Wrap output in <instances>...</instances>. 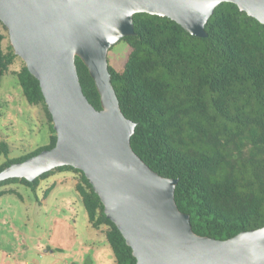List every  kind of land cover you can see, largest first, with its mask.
<instances>
[{"label":"trees","instance_id":"trees-1","mask_svg":"<svg viewBox=\"0 0 264 264\" xmlns=\"http://www.w3.org/2000/svg\"><path fill=\"white\" fill-rule=\"evenodd\" d=\"M132 52L122 70L110 66L112 83L125 116L137 124L131 144L163 177L178 180L176 201L191 215L194 231L217 240L264 227V25L232 3H223L207 25V38L189 34L169 18L134 16ZM0 21V86L19 58L7 48ZM22 60V59H21ZM23 61V60H22ZM85 96L98 110L101 96L88 68L76 59ZM29 105L44 111L50 144L20 159L6 158L0 171L55 147L56 131L40 82L24 63L15 72ZM79 175L76 191L91 226L106 227L116 264H137L117 226L104 212L85 174L65 166L25 179L0 182L2 190L21 183L36 191L55 172Z\"/></svg>","mask_w":264,"mask_h":264},{"label":"water","instance_id":"water-1","mask_svg":"<svg viewBox=\"0 0 264 264\" xmlns=\"http://www.w3.org/2000/svg\"><path fill=\"white\" fill-rule=\"evenodd\" d=\"M223 3L264 25V0H0V21L40 82L57 136L54 148L0 171V182L34 183L65 166L82 171L137 264H264V227L228 240L194 231L176 201L178 180L161 176L134 151L137 124L123 113L110 73L109 52L136 34V14L169 18L207 38ZM77 58L96 83L101 110L84 94Z\"/></svg>","mask_w":264,"mask_h":264},{"label":"rangeland","instance_id":"rangeland-1","mask_svg":"<svg viewBox=\"0 0 264 264\" xmlns=\"http://www.w3.org/2000/svg\"><path fill=\"white\" fill-rule=\"evenodd\" d=\"M3 32L7 48L9 34ZM131 52L126 40L117 43L109 52L110 66L122 70ZM23 65L18 59L0 86V144L8 145L10 159L47 147L51 137L44 111L28 104L15 75ZM5 161L0 154V167ZM61 179L64 181L59 182ZM78 180V174L64 171L41 181L35 192L21 183L7 185L14 192L0 197V263L6 252L11 255L5 258L9 264H17L18 260L25 264H114L105 235L88 223L87 211L76 191ZM59 217L73 227L75 240L70 239V248L56 249L51 243ZM106 230L102 228L104 233Z\"/></svg>","mask_w":264,"mask_h":264},{"label":"crops","instance_id":"crops-1","mask_svg":"<svg viewBox=\"0 0 264 264\" xmlns=\"http://www.w3.org/2000/svg\"><path fill=\"white\" fill-rule=\"evenodd\" d=\"M56 173H59V172H55L50 177L55 176ZM60 173H62V172H60ZM60 181L62 182L64 180L61 179V180H59V182ZM21 185H23V184H21ZM55 185L56 184H54L53 186H55ZM23 186H25V185H23ZM2 190L14 192V190L12 188H9L7 186L4 187ZM49 190H48V192H49ZM88 223H89V220H88ZM89 225L91 226L90 223H89ZM97 231H100L101 233H103L105 235V233L102 231V229L97 230ZM70 239L72 242H74V240H75V234H74L73 227L69 224V222L66 219L60 218V217L57 218L55 223H54V231H53L52 240H51V243H53L54 248H56V249H62V248H68V247L70 248V246L72 245V243H70ZM47 252H50V251H46V253ZM3 257H4V259L0 264H9L7 262V259L11 258V255H9V253L4 252ZM5 258H7V259H5ZM114 259H115V256H114ZM17 264H25V263L22 262L21 260H18ZM114 264H116V263L114 262Z\"/></svg>","mask_w":264,"mask_h":264}]
</instances>
